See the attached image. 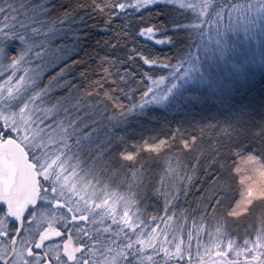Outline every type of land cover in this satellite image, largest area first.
Returning <instances> with one entry per match:
<instances>
[{"label": "snow or ice", "instance_id": "1", "mask_svg": "<svg viewBox=\"0 0 264 264\" xmlns=\"http://www.w3.org/2000/svg\"><path fill=\"white\" fill-rule=\"evenodd\" d=\"M257 6L0 0V264H264Z\"/></svg>", "mask_w": 264, "mask_h": 264}, {"label": "trees", "instance_id": "2", "mask_svg": "<svg viewBox=\"0 0 264 264\" xmlns=\"http://www.w3.org/2000/svg\"><path fill=\"white\" fill-rule=\"evenodd\" d=\"M95 31H96L97 35H95L94 39L102 40V41L108 40L109 36L105 35V33L102 30L96 29ZM140 44H141L142 49H149L150 50L153 48V44L151 42L140 41ZM91 47L95 48L96 51H101V48L103 47V45H101V48H96L95 44L91 43ZM90 50L91 49H89V51ZM84 59L87 60L88 63L87 64H84V63L79 64L74 69V71L72 72L73 76H76L80 71H85L86 69H88L89 65H91L93 62L92 60H89L88 57H84ZM133 59H139V58L133 56ZM152 117H158L159 119H151ZM179 118L180 117L178 115H176L172 112H166L165 113V112L155 111V112L148 113V115L145 117V121H143L142 123H144L146 129L155 127L157 131H166V129H161V127H160L161 122L166 119L169 122H172L173 126H174V122L176 120H178ZM149 121H151V122H149ZM234 227H239L242 229L244 227V222H241L240 225H236Z\"/></svg>", "mask_w": 264, "mask_h": 264}, {"label": "rangeland", "instance_id": "3", "mask_svg": "<svg viewBox=\"0 0 264 264\" xmlns=\"http://www.w3.org/2000/svg\"><path fill=\"white\" fill-rule=\"evenodd\" d=\"M261 3L264 4V0H261ZM253 16L264 18V7L257 6L248 9L247 16L242 17V22L244 24H248ZM253 43H255V41H253Z\"/></svg>", "mask_w": 264, "mask_h": 264}]
</instances>
